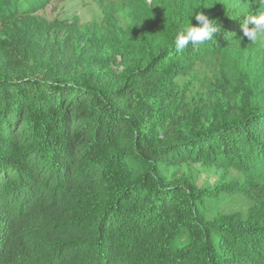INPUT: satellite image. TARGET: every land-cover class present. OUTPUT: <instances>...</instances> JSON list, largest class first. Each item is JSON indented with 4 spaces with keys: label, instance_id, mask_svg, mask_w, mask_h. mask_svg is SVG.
Here are the masks:
<instances>
[{
    "label": "trees",
    "instance_id": "16d2710c",
    "mask_svg": "<svg viewBox=\"0 0 264 264\" xmlns=\"http://www.w3.org/2000/svg\"><path fill=\"white\" fill-rule=\"evenodd\" d=\"M48 1L0 0V21L25 25L0 45V264H264V64L256 91L199 133L159 139L136 101L246 39L243 15L264 12V0H113L139 20L120 72L107 55L91 63L79 35L32 31L26 18ZM197 11L220 30L177 50L174 35ZM186 160L237 178H168ZM225 196L245 211L228 214Z\"/></svg>",
    "mask_w": 264,
    "mask_h": 264
},
{
    "label": "rangeland",
    "instance_id": "374dc122",
    "mask_svg": "<svg viewBox=\"0 0 264 264\" xmlns=\"http://www.w3.org/2000/svg\"><path fill=\"white\" fill-rule=\"evenodd\" d=\"M230 1L241 4L246 0ZM15 19L16 24L0 21V45L9 29L25 27ZM26 19L37 35H48L53 40L56 31H63L57 37H67L65 32L74 38L79 35L84 39V50L91 51L86 53L91 63L95 64L97 56L107 55L106 62L117 72L123 67L120 52L129 41L128 27L139 23L131 4L113 0H49ZM68 46H72L71 41ZM71 55L72 62L80 67L84 56L73 52ZM263 64L264 46L246 38L220 55L193 61L172 79L141 89L136 101L149 119L145 128L150 131L157 126L161 139L165 134L184 137L215 126L226 111H236L256 91ZM165 173L168 178L182 176L198 186L237 178V171L232 168L194 160L179 162ZM222 204L228 214L245 211L246 207L240 197L225 196Z\"/></svg>",
    "mask_w": 264,
    "mask_h": 264
},
{
    "label": "clouds",
    "instance_id": "9594fccd",
    "mask_svg": "<svg viewBox=\"0 0 264 264\" xmlns=\"http://www.w3.org/2000/svg\"><path fill=\"white\" fill-rule=\"evenodd\" d=\"M243 16L242 30L244 37H247L252 43L264 46V12H259V15H252L248 11ZM194 17L198 22L196 25H193L189 20L174 35L173 43L177 50H182L189 44L193 46L203 45L205 42L212 40L213 34L220 30L216 21L209 19L203 12L197 11ZM249 24L252 27H249ZM234 40L240 43V40Z\"/></svg>",
    "mask_w": 264,
    "mask_h": 264
}]
</instances>
